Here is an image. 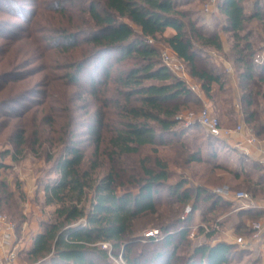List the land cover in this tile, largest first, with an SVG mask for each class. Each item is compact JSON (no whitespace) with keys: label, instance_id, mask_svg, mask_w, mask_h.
<instances>
[{"label":"trees","instance_id":"16d2710c","mask_svg":"<svg viewBox=\"0 0 264 264\" xmlns=\"http://www.w3.org/2000/svg\"><path fill=\"white\" fill-rule=\"evenodd\" d=\"M16 1L0 0V9L12 12L18 8ZM81 1L85 3L79 10L85 17L79 24L68 22L70 27L76 25V31L67 26L62 28L59 45L65 51L75 48L80 41L89 46L80 60L68 66L71 70L67 77L70 84L79 85L86 74L90 82L84 86V93L93 98L95 108L81 132L72 128V121L65 128L58 155L48 152L47 159L54 161L56 176L44 183L43 203L54 206L53 218L42 222L41 231L33 236L31 246L19 253L27 255L33 264L41 261L113 264L107 250L101 247L102 242H110L112 252H122L126 264L238 262L249 247L221 239L211 241L221 233L223 221L219 217L231 203L204 185L189 187L186 179L170 183L169 165L160 156L150 161L149 157L140 160V168L131 166L132 172L128 175L122 159L125 155L140 153L146 146L157 151L158 146L168 144V137L172 141L179 139L187 131L179 126L185 119L184 109L190 110L189 106L202 103L186 80L164 64L159 48L152 41L162 36L186 63L188 73L201 82L206 97L215 100L213 84L222 90L225 74L208 60L206 46L221 49L220 35L206 32L200 19L195 18L196 13L182 8L190 0ZM244 1L223 0L219 10L226 19L222 28L232 38L231 50L239 72L245 121L259 136L264 133L259 109L264 99V62L258 64L255 60L258 53L250 40L251 32L245 31V23L251 17L264 23V12L255 9L252 16L248 15ZM262 4L264 0H257L255 8ZM65 9L58 8L61 13H67ZM2 24L4 21L0 20ZM167 27L174 28L175 34L164 36ZM1 78L5 80L4 76ZM1 83L0 92L6 87ZM110 84L114 85L111 90ZM108 91L113 96H107ZM23 101L14 96L0 99V110H6L0 114V133L12 125L8 137L12 147L2 150V157L11 155L18 160L29 145L35 146L40 140L39 131L34 130L36 139L29 142V130L22 118L32 106L26 105L23 110L15 106ZM195 125L201 126L198 121ZM88 143L94 147L95 160L87 158ZM201 146L186 157L187 164L203 161ZM32 152L37 154L38 149L33 147ZM100 155L104 157L101 161L106 159L110 163L103 176L97 173L101 168ZM8 167L0 159V173ZM125 175L127 180L123 179ZM18 193L21 198L25 195L21 188ZM14 195L8 183L0 179V213H8L18 227L26 220V214ZM189 203L193 212L197 208L202 210L201 222L196 224L193 236L196 226L193 212L184 217ZM252 211L246 209L240 214L246 213L252 221L258 220ZM148 216H154L152 227L156 225L160 230L157 237H145L140 232L143 226L139 227L138 223ZM250 233L251 230L245 231L246 236ZM200 236L204 237L203 241L192 242ZM138 243H142L141 249L135 252L132 247ZM252 264H262L261 258L252 260Z\"/></svg>","mask_w":264,"mask_h":264},{"label":"rangeland","instance_id":"374dc122","mask_svg":"<svg viewBox=\"0 0 264 264\" xmlns=\"http://www.w3.org/2000/svg\"><path fill=\"white\" fill-rule=\"evenodd\" d=\"M190 1L191 3H185L182 8L195 12V18L198 20L202 19L206 0ZM253 1H244L248 15L254 13L255 9L264 12V4L255 8ZM16 2L18 3V8L13 9L12 12L0 9V20L4 21V24L0 25V77H5V80L1 78L0 82L6 84L5 89L0 92V99L8 98L9 96H14L20 101L25 98L28 99L15 106L17 110H23L26 105L32 106L30 111L22 118V123L29 130V142H34L36 139L35 133L32 134L34 130L39 131L40 140L35 142V146L29 145V148L27 147L25 150L24 156L18 160H14L11 155L5 157L0 155V159L10 166L1 170L0 179L8 183L9 188L15 192L14 198L19 200L20 205H23L24 209L28 206L31 207L30 213L25 215L26 219H29V214L30 217H33L37 213V211L36 213L33 212V207H36V210H42L41 216L36 219L40 228H42L41 224L44 220L50 221L53 218L52 213L54 210V206L44 205L43 203L44 183L56 176L54 161H49L47 154L51 151L55 156L58 155L61 151L60 141L64 136L65 128L69 127L72 121L74 124L72 128L81 132L84 129L82 127L84 122L90 119V113L95 108L93 98L86 92L84 93V86H88L90 82L86 74L83 75L79 85L70 84L67 77V73L71 70L68 66L80 60L85 50L89 49V46L80 41L78 46L65 51L59 45V43H62L59 38L62 28L67 26L66 28L76 31V25L75 27H70L68 22L72 20L74 23L79 24L85 17V14L79 10L80 6H84L85 1L17 0ZM61 6L66 8L67 13H61L58 10ZM69 12H72V16ZM199 22L203 26L204 23L201 20ZM245 27V31L251 32L250 40L254 50H260V47L264 46V23L258 18L252 19L251 17L250 20L246 21ZM206 32L208 31L206 30ZM152 42L159 48L161 54L162 51L172 52L162 36H158ZM210 48L212 47L206 46L207 50ZM184 68L188 74L186 63ZM6 78L7 80L10 78L11 81L8 80L6 82ZM186 82L190 85V81L186 80ZM113 87L114 85L110 84V90ZM106 95L113 96V93L108 91ZM203 106L204 103L202 102L198 106H189L190 110L188 108L184 109V113H182L185 114V119L179 123V126L187 129V131L177 139L178 141L176 139L172 141L173 139L168 137V144L158 146L157 151L152 146H146L138 154L123 156L124 167L129 171L127 175L132 172L133 166L140 168V160L148 159L149 157L150 161L154 160L155 156H160L169 165L170 183L186 179L191 186H196L199 180H203L208 184L212 182L214 185L222 184L221 180H218V176H215L221 172L220 169H215V167H218L215 162L219 158L216 157L217 159L212 163L207 162V159L211 157L208 149V142L211 136L202 126L195 125ZM209 106L211 108L210 103ZM187 111L193 113L190 119H186ZM1 113L5 114L6 110H0ZM51 120H54V122H51ZM191 124H194V126L191 127ZM11 126L0 133V152L12 147L8 142ZM199 146H201L203 161L187 164L185 162L186 157ZM33 147L38 149L37 154L32 152ZM93 148V145L88 143L86 153L89 160H95L92 154ZM101 158L104 157L101 155L98 157L101 162V168L97 171L99 176H103L110 168V163L106 159L101 161ZM89 163L87 164L89 165ZM210 169L213 171L214 176L210 175ZM201 174H204V177H201ZM123 179L127 180V176L125 175ZM17 186L18 189L21 188L24 192V197H20ZM240 189L249 191L245 188ZM118 190L120 191V188ZM154 221V216H148L139 221L138 226H143L140 232L144 234L149 230L157 229L156 225L152 227ZM22 225L23 222L17 227V236H22L28 232L30 235L33 234V229L23 233L21 231ZM30 235L25 237L29 241H31ZM196 240L192 242L196 243ZM141 244L133 245L132 249L138 252L141 249ZM101 247L104 248L102 244ZM104 249L107 250L111 262L116 264V260L120 259L119 254L122 252L119 254L113 253L111 243ZM247 259L248 256H243L242 259L233 264H244ZM47 262L41 261L34 264H48ZM13 264L33 263L28 260L27 255L18 253Z\"/></svg>","mask_w":264,"mask_h":264},{"label":"crops","instance_id":"0c3cea01","mask_svg":"<svg viewBox=\"0 0 264 264\" xmlns=\"http://www.w3.org/2000/svg\"><path fill=\"white\" fill-rule=\"evenodd\" d=\"M208 1L209 0H206V3ZM256 1L257 0L253 1V5H255ZM219 6H213L211 11L208 12H206L203 8V16L200 20L202 23H204L203 27L208 32H218L219 30H221L218 32V34L220 35L222 48L216 49L212 47L207 50V55L208 60L214 62L224 72V87L222 90H219L217 84H213V91L216 97L215 100H212L206 97L204 91L201 88V82L192 77L189 73L187 80L190 81L189 86L196 87V93L199 95L202 102L207 105H209L210 103L212 111L219 116L223 126L235 128L240 124L243 126V129L241 131L234 132L228 138L216 137L215 140V137L210 135V141L208 142V149L210 151H208L211 153V157L207 159V162L212 163L217 158H219V160L215 162L218 166L215 167V169H220L221 172L217 173V175L215 176H218V180H221L222 184L214 185L213 182L208 184L203 180H199L196 183V186H191L189 184L188 186L196 188L199 185H204L213 191H215V188L217 186H220L228 188L230 190L229 195L221 196L227 202L231 203V207L219 217V219L223 221V229L221 233H219L218 236H214L211 241L214 243L221 239L230 243H236V236L244 235L245 231L250 230L249 225L252 222V220L249 216L246 215V213H243L244 215L240 214L242 213V210L252 209V212L258 216V220H260L264 226V133L257 136L254 132L257 136V141L255 143H249L247 141V137L249 135L248 129L250 127L245 121V114L241 102L239 72L235 64L234 54L231 50L232 38L230 36V33L222 28L224 25H226V19L223 13L220 12ZM175 32L176 31L174 28L167 27L163 35L168 37L175 34ZM263 51L264 46H261L260 50H256L257 53H262ZM259 109L261 111V118L264 121V99L261 100ZM203 146H205V144H203ZM201 175V177H204V174ZM210 175H213L212 170L210 172ZM240 188H245L251 192L256 204V208H244L238 210L236 209L241 202L236 199V197L234 196V192L241 190ZM36 209V207H33V212L36 213L37 211V213L33 217H30L29 214V219H26L21 227V231L23 233H26L27 231L33 229L34 232L32 235L28 234V232L22 236H17V234L15 233L12 234L11 238L7 239L3 236L4 234L0 232V262L2 264L6 259L7 250H9L12 245H17L19 252L28 249L32 244L33 236L41 231L39 222L36 219L41 216L42 210ZM30 211V206L24 209L25 214L30 213ZM214 212H212L211 214H213ZM201 218L202 210L200 208H197L193 212L194 224L196 225L200 223ZM241 218L244 219L241 221ZM26 235L31 236V241H29L28 238H25ZM247 237H249L248 234ZM203 240L204 237L200 236L197 238L196 242L198 243ZM263 247L264 238L255 241L244 255L246 257L248 256V259L244 261V264H252V260L256 258H261L262 263V252L264 251Z\"/></svg>","mask_w":264,"mask_h":264},{"label":"built area","instance_id":"2783aa9c","mask_svg":"<svg viewBox=\"0 0 264 264\" xmlns=\"http://www.w3.org/2000/svg\"><path fill=\"white\" fill-rule=\"evenodd\" d=\"M221 4V0H209L204 5V10L206 12L211 11L213 6H219ZM162 61L164 64L177 76L180 78H183L184 80H187L188 74L185 70V62L182 58L178 57L173 51H162ZM256 62L261 64L264 62V51L262 53H258L256 56ZM190 88L194 91H196L195 86H190ZM193 113H189L186 116V119H190L192 117ZM197 121L201 124V126L205 129V131L214 137L217 138H228L230 137L234 132L241 131L243 129L242 125H237L235 128L223 126L221 123L220 118L218 115H216L209 105L204 104L203 108L201 109ZM191 122V121H190ZM249 135L247 137V141L249 143H255L257 141V136L255 135L254 131L249 128ZM215 192L220 194L221 196H227L230 193V190L225 187H217L215 188ZM234 196L236 199H238L241 203L236 208L238 209H244V208H256V204L254 202V199L252 197L251 192L246 190H238L234 192ZM193 212V208L191 204H188L185 207L184 211V217L190 215ZM221 220V219H219ZM215 227H217V224H214ZM213 226V227H214ZM204 227L209 230L207 225L204 224ZM17 226L16 224L9 219V217L6 214L0 213V232L4 234L3 236L5 238H11L12 234L16 233ZM249 228L251 230V233L249 234V237L244 235H238L236 236L235 242L239 244L241 247H250L255 241H258L262 238H264L263 230L264 226L260 220L252 221L249 225ZM197 229V225L193 227V232L191 235L193 236L195 231ZM145 237H157L160 235V230L152 229L144 233ZM104 248H107L108 245H110V242H102L101 243ZM264 248V247H263ZM264 250V249H263ZM19 253V249L17 245H12L9 248L8 256L6 257V262L4 264H13L14 260L17 258ZM119 258L116 260V264H126L122 253L119 254ZM262 258L264 264V251L262 252Z\"/></svg>","mask_w":264,"mask_h":264},{"label":"water","instance_id":"95a60500","mask_svg":"<svg viewBox=\"0 0 264 264\" xmlns=\"http://www.w3.org/2000/svg\"><path fill=\"white\" fill-rule=\"evenodd\" d=\"M222 2H223V0H222ZM224 219V218H223Z\"/></svg>","mask_w":264,"mask_h":264}]
</instances>
